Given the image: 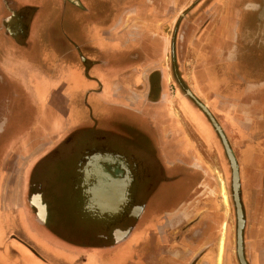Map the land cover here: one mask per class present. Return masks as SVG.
Segmentation results:
<instances>
[{"label":"crops","instance_id":"crops-1","mask_svg":"<svg viewBox=\"0 0 264 264\" xmlns=\"http://www.w3.org/2000/svg\"><path fill=\"white\" fill-rule=\"evenodd\" d=\"M18 1L31 6L39 1L38 10L31 15L32 24L29 25L28 31L30 42L24 40L21 46H15L16 43L14 44V38L11 36L22 33L23 23L20 21L22 25L19 26L17 22L8 20L9 13L0 10V75L9 83L16 82L23 89L24 96L28 98L32 113L39 112L36 114L37 121L34 116L28 132L11 142L7 151L2 154L0 162V182H2L0 208L11 217L9 222L18 226L20 237L23 239L19 241L12 237L8 242L9 245L13 243L17 246L21 245L25 250L19 247L20 250L28 252L27 263L20 264H192L195 257H199L195 264H220L222 239L220 250L219 246L216 248V242L221 225L224 228V222L219 212H215L219 208L218 205L214 206L213 201L208 202L205 214L208 219H212L213 224H208V236L195 241L196 244L191 235L186 237L187 231L184 230L195 218V213L191 217L187 216V213L168 216L163 220L160 219L158 224L155 219L149 220V224H144L149 226L147 227L149 230L145 226L144 229L143 226L138 227L123 246L111 253L94 249L60 253L54 247L41 244L44 241L42 233L33 229H29V232L23 225L26 178H31L32 184L35 181L41 182L46 200L64 201V195L69 194L70 181L79 172V157L65 152L56 154L52 159L45 155L70 130L80 131L79 133L84 131L83 133L88 134L93 118L101 115L105 105L110 102L122 105L133 103L136 109L140 108L142 113L155 118L164 156L170 161L174 157H179L186 164L194 161L199 163L203 160V155L195 153L196 148H193L191 136L193 137L195 129L197 131L194 134L200 135L201 140H197L206 152L210 155L214 152L221 160L223 157L217 147V139L212 127L198 112L192 108L190 111L185 108L184 111L180 110L184 114L185 122L173 121V116L175 117L177 113H169L168 108L166 110V107L161 106L160 93L153 98L154 102H145L146 99L149 100L145 80L147 76L160 74V71L158 72L161 69L160 58L166 47H162V44L151 36L154 35V31L152 33L145 31V25H148L146 10L137 4L143 0H135L136 8L133 15L132 13L123 15L117 18V21L113 19L110 21V26L106 20L103 21L108 17L103 15V12L93 19L96 12L90 7L80 10L66 8L64 14L60 16L57 11V8L60 9L58 0ZM88 1L85 0L87 3ZM109 1L113 2V10L116 14L125 5L133 3L132 0ZM152 2V5H156L155 8L160 10L157 1L152 0ZM49 3L54 7L52 18L58 20L61 17V27L44 28L43 8H48ZM0 7H2L1 1ZM3 21L4 27L1 26ZM224 24L225 22L222 21V25ZM231 32L233 29H218L213 34L209 33L212 36L208 35L206 42L201 41L202 45L199 47L191 46L197 53L200 68L196 67L192 70L189 77L193 87L199 88L200 95L208 102L209 108H216L217 113L228 115L234 123L232 128L236 132L234 154L239 163H244V165L239 164L240 189L245 199L244 248L249 264H264V43L259 46L256 42L261 43L264 40V36H261L264 30H257L253 38L252 32L242 26L235 32L237 35L235 41L238 42L226 43L227 33ZM251 39L254 42H251ZM138 44H141V47ZM128 50H131L132 56L137 59L130 65H120L121 59L126 60V53L130 52ZM52 54L57 58L55 59L57 66L54 67H61L66 73L70 71L71 82L67 85L68 88L71 87L68 89L71 93L65 94L66 85L59 87L47 95L48 99L41 107L38 101L37 104L32 102L38 93L29 86L28 75L32 72L44 76L47 73L46 67L50 65L47 56ZM51 63L53 64L52 61ZM52 73H55L54 69ZM166 75L165 71L164 80ZM186 76L188 77L187 74ZM162 82V90L166 98L163 79ZM221 83L226 84V88ZM207 85L213 89L210 90ZM211 91L214 92L213 99L207 98ZM194 117L199 122L194 120ZM104 121H101L102 126L105 125ZM45 127L47 130L58 129L60 136L52 139L46 130L45 137L38 138V131L43 134ZM187 129L190 130L188 135L191 136H187ZM80 140L81 136L78 135L63 141V144L75 147ZM89 142L90 140L88 144ZM203 158L208 159L206 156ZM100 164L101 161L98 162V165ZM99 167L100 174L94 166H87L88 185H92L91 181L96 182L93 173L99 174L102 187L100 193L105 197L102 201L109 202L105 184L109 175L104 166ZM205 171L208 176V171L206 169ZM74 223L78 225V222ZM192 223V228L198 227V223ZM151 229L152 233H150ZM178 229L183 230L179 237H177ZM78 232L81 233V230L78 229ZM0 233L3 234V231ZM94 235L90 233L89 236L92 238H77V240L80 243H91L96 240ZM148 236L154 238L151 251H148ZM2 242H0V264L5 261L3 254L7 253L5 251L7 244L3 239ZM23 243H31L34 250L32 252L27 250Z\"/></svg>","mask_w":264,"mask_h":264},{"label":"flooded vegetation","instance_id":"flooded-vegetation-1","mask_svg":"<svg viewBox=\"0 0 264 264\" xmlns=\"http://www.w3.org/2000/svg\"><path fill=\"white\" fill-rule=\"evenodd\" d=\"M0 1L2 8L5 7V11L9 13L8 20L11 19L12 22H17L19 26L23 23L22 33L19 32L13 37L11 36V38H14L15 46H21L24 40L30 42L28 31L29 25L32 24L31 15L38 10L39 1H36L34 6L24 5L18 0H4L3 3L2 0ZM41 1L45 2L44 0ZM58 1L60 9L57 8V11H59L60 16L64 14L66 8L80 10L90 7L96 12L93 19L103 12V15L108 16L103 21L106 20L109 26L111 20L125 16L131 11L128 9L136 4L135 0H132L133 3L125 5L116 14V11L113 10V2L109 0H89L88 3L85 0ZM137 4L143 8L147 7L145 1H139ZM48 8H43L45 12L42 23L44 28L61 27V17L58 20L52 18L54 14L53 4L49 3ZM151 8L155 9V6L151 4ZM240 18L244 19L242 23H248V27L245 26V29L252 32L251 36L253 38L257 30H264L263 8L257 12L252 11L248 15H240ZM3 23L5 22H2V27L5 26ZM261 36H264V34L262 33ZM252 41L253 39H251ZM256 42L260 46L264 43V40L261 43H258L260 41ZM130 44L136 46L134 43ZM138 46L141 47V44H138ZM174 47L177 49V44L175 46L173 42L170 46L171 53L169 50V55L173 54ZM128 51L130 52L129 54L126 53V60L121 59L120 65H130L132 61L137 59V57L132 56L131 50ZM160 59L161 69L158 70L160 74L156 76L155 73L153 77L147 76L145 80L149 95V100L146 99L145 102H154L153 98L159 93L162 99H166L162 90L161 73L164 70L162 68L164 66V56ZM170 64L173 70L172 57ZM181 80L185 83L183 78L174 82L177 86L175 94H178L181 98L177 107L180 110L186 108L189 111L192 108L203 117L201 110L194 104L195 100L198 101L196 95L186 90ZM221 85L226 88V84L221 83ZM208 87L210 90L213 89L210 86ZM195 90L200 94L199 88ZM211 92L209 96L213 99L214 92ZM32 120L31 104L28 98L24 96L23 89L16 82L9 83L7 79L0 75V162L2 154L7 151V147L11 145V142L23 137L28 132ZM102 120H105L104 126L101 124L103 123ZM194 120L199 122L195 117ZM103 127L106 128L103 129ZM157 129L156 119L142 113L140 108L136 109L133 103L122 105L111 104L110 102L105 105L101 115L93 118L89 132L87 131L88 134L83 133L84 131L79 133L80 131L70 130L45 155V157L52 159L56 154L65 152L75 155L77 158L79 157V172L70 181L69 194L64 195V201L46 200V197L43 196L41 182L35 181L32 184L31 178L27 177V181L24 182L23 225L28 231L33 229L42 233L44 241H41V244L54 247L60 253L84 249L105 250L111 253L123 246V243L138 227L143 226L144 229V224H149V220L155 219L156 224H158L160 219L163 220L168 216L184 213H187L189 217L195 213V218L184 229L187 231L186 237L191 235L194 242H197L208 236V224L212 225L213 221L208 219L205 214L207 213L208 202L213 201L215 190L213 183L209 180V175H206L202 164L193 162L186 164L179 157H174L171 161L168 160L164 156ZM78 135L81 136V140L75 147L63 144V141L78 137ZM84 140H87V142L83 143ZM69 142L71 143V141ZM99 161H101L100 165H98ZM89 165L94 166L97 171L100 170L99 166H104L107 170L109 177L105 184L108 189L109 202L102 201V198L105 197L100 193L102 187L100 186L99 171V174L93 173L92 175L97 178H95L96 184L91 181L89 183L92 185H88L89 174H86V169ZM240 200L243 206L245 199L241 189ZM74 222H78V225ZM192 222L198 223V227L192 228ZM178 226L181 225L178 224ZM145 227L149 230L147 228L149 226ZM78 229L81 230V233L78 232ZM90 233L95 234L93 236L96 238L95 241L91 243L78 242L77 238H92V236H89ZM150 233H152V229ZM181 233H183V230L178 229L177 237ZM154 234L156 235V233ZM225 234L226 227L223 228L221 225L218 241L216 242V248L219 246L220 250L222 239L220 264H227L226 252L230 250L229 241ZM45 237L51 240L48 241ZM147 239L148 251H151L154 238L148 236ZM23 245L31 252L34 250L31 243H24ZM229 253L228 257H230ZM244 256L247 264H249L245 248ZM198 258L195 257L192 264H195Z\"/></svg>","mask_w":264,"mask_h":264},{"label":"rangeland","instance_id":"rangeland-1","mask_svg":"<svg viewBox=\"0 0 264 264\" xmlns=\"http://www.w3.org/2000/svg\"><path fill=\"white\" fill-rule=\"evenodd\" d=\"M143 1H145L147 4V7L144 8L146 10L145 17L148 23V25H145V31L150 33L154 31V35L151 34V36L155 37L162 44V47H166V49L162 51L163 54L161 57L164 56L165 59L163 60V71L167 72L166 80H164L165 76L163 77L164 72H162V79L165 82V92L167 97L166 99L161 100V106L163 108L166 107V110L168 108L169 113H177L175 114L176 118L173 116V121L180 120V122H185L184 114L181 113L179 107H177L179 106V99L181 98H179L178 94H175L177 86H175L176 83H174L175 81L177 82L183 78L185 83H183L181 80L182 85H185L184 87L186 90L193 92V94L196 95V99L202 103V105L207 107L214 120L223 130L224 135L227 138L230 148L234 154L235 152L233 144L234 135L236 132L232 129L234 126L232 119L228 115L225 116L222 113H217L215 110L216 108H209L208 102L202 98V95L195 92V88L190 81L189 74L191 71L196 67L200 68V61L198 59L197 53L192 50L191 46L196 45L195 47H199L202 45L201 41H203V43L206 42L208 35H210L209 33L212 32L213 34L214 31L218 29L222 30L224 28L233 29V32L230 34L227 33V38L225 39L226 43L238 42L235 41V32L242 28V24L244 27H248V23H242L244 19H241L240 15H248V13H252V11L257 12L262 8L264 10V0H156L160 10H157V7L155 9L151 8L152 0ZM135 8V4L129 8L128 10L131 11L128 12V15H131V13L133 15ZM0 10H5V7H0ZM222 21L225 22L224 25H222ZM130 27H132V25ZM208 27L210 28L208 29ZM212 34L209 37H211ZM145 36H147V34ZM173 42L175 43V46L177 44V49L174 47V50L172 51L173 54L169 55V50L171 53L170 46L173 44ZM171 57L173 59V70L171 69L170 64ZM47 59L49 60L50 65L49 67H46L47 73L44 74V76L39 73L32 72L28 75L29 86L37 90L38 93L36 99H32V102L37 104L36 101H38V105L41 107H43V105L46 103V100L48 99L47 95L51 94L53 90L58 89L59 87L66 85L65 94L68 95L71 93V91L68 92V89H71V87L69 86L68 88L67 85L71 82V75L69 74L70 71H67V74L61 67H54L55 65L57 66V63H55V59L57 58L54 57L53 54L51 56H47ZM52 69L55 70V73H52ZM186 77L188 78V81ZM207 98L211 97L209 96ZM194 104L195 106H198L195 101ZM34 112L33 120L35 116V120L37 121L36 114L39 112ZM203 115L204 121L208 123L210 127H212L208 117L204 113ZM43 130V134L41 131H38V138H41V136L44 138V135L47 131L49 132L48 134L52 136V139H57L60 136L58 134V129L47 130L45 127ZM189 131V129L186 130L187 136L190 135H188ZM196 131L197 129H195L194 132ZM212 131L217 139V147L219 148L223 159H218L214 152H212L211 155L210 153L206 152V149L202 147L199 142L201 140L200 135L194 134L193 132V137L191 135L190 136L193 139V148H196L195 153L198 152V154L203 155H201L203 162L200 161L198 163V161H194V163L203 165V167L208 171L210 177L209 180L213 183L215 188L213 202H215L214 206L218 205L219 208L218 210H215V212H219L220 217L225 223H223L224 228L226 227L225 236L229 241L230 247V253L228 251L226 252L227 264H239L236 253L237 220L236 209L232 196L231 168L227 159V155L222 147L220 138L213 127ZM177 136H179V134ZM204 156H206L208 159L205 160L203 158ZM187 161L189 160L187 159ZM237 163L238 165H244V163H239L238 161ZM1 183L2 182H0V187ZM212 183H210V185H212ZM10 218L11 217H9L8 214H5L4 210L0 208V232L3 231V234L0 233V242H2L3 239L7 244V249L5 250L7 253L3 254V258L6 262L4 261L3 264H20L21 262L27 263L28 252H22L20 250V248L24 249L23 246H17V244L14 243L9 245L8 240L12 237L14 239H18L19 241L23 240L20 237V229L12 222H9ZM228 253L230 254V257H228Z\"/></svg>","mask_w":264,"mask_h":264},{"label":"water","instance_id":"water-1","mask_svg":"<svg viewBox=\"0 0 264 264\" xmlns=\"http://www.w3.org/2000/svg\"><path fill=\"white\" fill-rule=\"evenodd\" d=\"M195 100V99H194ZM196 101V100H195ZM198 107L204 113L213 129L217 133L218 137L220 138L222 147L227 155V159L230 164L231 168V187H232V196L234 200V205L236 209V220H237V229H236V253L238 257L239 264H247V261L244 256V238H243V231H244V213L243 208L240 200V174H239V165L237 163V160L232 152V149L230 148V145L227 141V138L224 135L223 130L221 127L217 124V122L212 117L211 113L208 111V109L196 101Z\"/></svg>","mask_w":264,"mask_h":264}]
</instances>
